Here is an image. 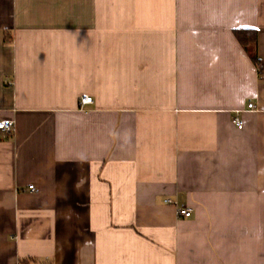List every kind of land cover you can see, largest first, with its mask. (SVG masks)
<instances>
[{
    "label": "crops",
    "instance_id": "obj_1",
    "mask_svg": "<svg viewBox=\"0 0 264 264\" xmlns=\"http://www.w3.org/2000/svg\"><path fill=\"white\" fill-rule=\"evenodd\" d=\"M0 120V264H264V0H0Z\"/></svg>",
    "mask_w": 264,
    "mask_h": 264
},
{
    "label": "built area",
    "instance_id": "obj_2",
    "mask_svg": "<svg viewBox=\"0 0 264 264\" xmlns=\"http://www.w3.org/2000/svg\"><path fill=\"white\" fill-rule=\"evenodd\" d=\"M93 102V98L87 95H84L81 99H80V105L84 106L86 104H90ZM249 108L253 107V104L250 103L248 104ZM234 123L239 127L242 128L243 127V121L241 119H239L238 117L234 118ZM14 129V121L13 120H0V130H4L7 132H11ZM31 188H33V186H31ZM167 202L172 203L174 201L168 199ZM178 215L183 216V217H190L192 215V211L190 208H180L178 210Z\"/></svg>",
    "mask_w": 264,
    "mask_h": 264
},
{
    "label": "trees",
    "instance_id": "obj_3",
    "mask_svg": "<svg viewBox=\"0 0 264 264\" xmlns=\"http://www.w3.org/2000/svg\"><path fill=\"white\" fill-rule=\"evenodd\" d=\"M236 37L241 45L250 53L254 62L260 64V59L256 53L257 33L253 30H238L236 31ZM6 41L10 42V37L6 36Z\"/></svg>",
    "mask_w": 264,
    "mask_h": 264
}]
</instances>
